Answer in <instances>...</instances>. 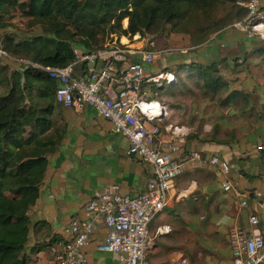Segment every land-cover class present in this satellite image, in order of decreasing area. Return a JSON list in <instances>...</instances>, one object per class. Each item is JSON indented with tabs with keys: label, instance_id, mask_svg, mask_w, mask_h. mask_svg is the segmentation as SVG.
Wrapping results in <instances>:
<instances>
[{
	"label": "trees",
	"instance_id": "1",
	"mask_svg": "<svg viewBox=\"0 0 264 264\" xmlns=\"http://www.w3.org/2000/svg\"><path fill=\"white\" fill-rule=\"evenodd\" d=\"M246 1L0 0V30L3 31L0 48L9 57L0 60V264H28L30 212L39 197L47 156L62 139L61 130L48 118L55 103L56 83L36 66L64 68L72 65L76 75V70L82 72L85 67L84 63H76V50L84 55L93 54L114 37L131 39L137 33H157L164 26H168L172 34L185 36L191 48H198L218 32L242 21L246 16ZM222 6H230V11L213 20L214 12ZM14 9L25 19L22 26L25 32L8 28L5 16ZM238 48L245 63H252V57L258 59L257 63H264V41H249L248 46L240 43ZM230 59L223 56L204 65L176 63L164 72L175 76L176 81L168 85L175 86L178 93L186 88L184 77L195 81L204 98L217 107L231 108L240 100L237 115L246 118L261 104L259 87L256 94L233 89L225 73L233 64H240L237 57ZM2 61L17 62L21 68L13 70ZM153 90L162 94L165 88ZM166 92L169 91L166 89ZM260 113L256 119L261 118ZM245 141L246 146H257L258 134H249ZM199 142L226 146L240 156L247 155L243 154L246 150L240 151L242 147L235 148L237 143L214 139Z\"/></svg>",
	"mask_w": 264,
	"mask_h": 264
},
{
	"label": "built area",
	"instance_id": "2",
	"mask_svg": "<svg viewBox=\"0 0 264 264\" xmlns=\"http://www.w3.org/2000/svg\"><path fill=\"white\" fill-rule=\"evenodd\" d=\"M245 8V18L232 27L243 32L249 41H264L261 0H247ZM157 54L156 42L137 33L131 39L114 37L102 50L77 56L76 63L85 64L81 76L74 74L72 65L64 68L36 66L56 83V104L76 111L91 107L97 116L112 125L118 135L127 139L128 155L152 168L144 192L137 196L122 194L116 184L94 192L83 206V217L73 218L69 224L71 239L51 247L56 264H89L82 249L89 244L100 223L107 234L104 242L97 245V250L115 254L119 264H153L149 255L155 242L150 235V225L167 207L168 194L186 164L200 161L202 156L191 152L184 161L173 157L189 135V129L183 126L165 127L168 135L166 149L155 146L159 130L150 129L148 125L164 120L168 116V106L151 99L150 90L175 82L171 73H151L150 67ZM2 59L9 57L0 48ZM219 156L210 155L208 164L221 178V190L233 193L237 207L246 209L248 195L235 188L229 177L231 166ZM260 224V218L251 214L247 229L234 226L229 230L232 264H264V236L253 232ZM169 230V226H162L157 235L167 234ZM186 263L182 255L174 260V264Z\"/></svg>",
	"mask_w": 264,
	"mask_h": 264
},
{
	"label": "crops",
	"instance_id": "3",
	"mask_svg": "<svg viewBox=\"0 0 264 264\" xmlns=\"http://www.w3.org/2000/svg\"><path fill=\"white\" fill-rule=\"evenodd\" d=\"M261 6L264 7V0H261ZM2 33L0 30V35ZM243 43L248 46L249 42L244 39ZM81 54L76 50L77 56ZM150 71L153 74L161 72L156 61ZM75 73L81 76L83 72L76 70ZM155 94L151 89L150 97ZM166 105L172 108L171 104ZM48 118L54 127L61 130L62 139L55 151L47 156L48 164L39 197L30 212L31 227L26 249L28 264H56L51 247L71 239L69 224L73 218L83 217V206L94 192L116 184L122 194L137 196L144 192L152 176L149 165L128 155L127 139L118 135L112 125L97 116L91 107L76 111L54 103ZM165 120L148 125L150 129L159 130L155 146L160 150L166 149L165 142L168 140L165 127L170 124H165ZM191 152L200 153V161L186 164L168 194L167 207L150 225V235L155 242L150 261L162 264L157 252L160 243L168 238L167 234L157 235V230L162 226L174 229L180 221L191 231L203 233L201 245L208 243L213 250L209 253L207 264H232L228 240L231 228L247 229L248 218L254 214L260 218L261 224L253 232L264 236V156L259 163L253 164V157L259 156H239L237 151L226 146L194 141L184 142L173 157L184 161ZM212 154L220 155L229 162L231 181L237 190L249 197L246 209L237 207L233 193L221 190V178L213 173L208 164ZM247 163L252 164L247 167ZM249 168L251 172H248ZM106 234L107 230L100 223L89 244L82 249L89 264H119L115 254L97 250V245L104 242Z\"/></svg>",
	"mask_w": 264,
	"mask_h": 264
},
{
	"label": "rangeland",
	"instance_id": "4",
	"mask_svg": "<svg viewBox=\"0 0 264 264\" xmlns=\"http://www.w3.org/2000/svg\"><path fill=\"white\" fill-rule=\"evenodd\" d=\"M19 1L25 2L26 0ZM229 11L230 6L217 8L213 20L224 17ZM22 17L16 9L5 16V21L9 24V30L25 32L22 27L25 19ZM123 25L126 26V21L123 22ZM145 36L156 42L158 54L155 61L159 71L171 69L176 63L195 64L199 62L204 65L223 56H230L232 60L235 57L238 58L237 64L240 65L233 64V68L224 73L232 83V88L240 90L244 94H256V89L259 87L258 93L261 96V104H257L258 108L249 117L243 118L237 115L240 100H238L239 103L236 106L234 105L231 108L217 107L214 102L204 98L199 85L195 81L186 80L183 73H181V76L185 80L186 88H183L180 93L171 88L170 85L164 84L165 91L162 94L156 93L155 95L161 102L174 105L172 108L168 107V116L163 122L172 126L188 128L189 135L186 137L185 142L208 141L210 139L228 141L234 143V145L237 143L238 146H235L237 150L240 147L243 148L240 151L246 150L243 154L247 155L243 156H264V63H257L258 59L256 57L251 58L253 61L250 64L242 61L238 47L240 43L244 42V39L248 40L246 35L229 26L212 36L210 41L198 48H191L185 36L170 33L168 26H164L157 33H147ZM251 42L257 43L260 41L252 39ZM2 63L8 64L13 70H20L21 68L20 64L14 61H2ZM166 89L173 95L166 92ZM258 112L261 114L260 119H256ZM249 134H258L259 142L257 146L260 145L261 152L258 151L260 149L257 146H246L247 141L245 140ZM253 158L251 160L253 164L260 162V158ZM252 163H247L245 166H251ZM247 170L251 172L250 168ZM173 228L169 230L167 235L164 234L168 238L162 243H160L161 241L158 242L161 245H159L157 256L162 260V264H174V260L179 255L186 258V264H207L210 261L208 256L213 250L208 243H203L204 236H202V232H193L180 221ZM200 240H203V246ZM151 258L152 256L149 255L150 260Z\"/></svg>",
	"mask_w": 264,
	"mask_h": 264
}]
</instances>
